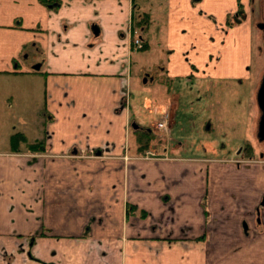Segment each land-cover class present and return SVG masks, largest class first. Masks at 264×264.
Segmentation results:
<instances>
[{
	"label": "crops",
	"instance_id": "1",
	"mask_svg": "<svg viewBox=\"0 0 264 264\" xmlns=\"http://www.w3.org/2000/svg\"><path fill=\"white\" fill-rule=\"evenodd\" d=\"M214 1L64 0L49 10L0 0V264H264V166L241 163L239 150L254 142L258 109L254 137L225 141L222 129L241 120L225 113L229 102L213 104L208 129L219 136L207 149L224 155L193 156L151 150L159 108L176 110L177 98L155 102V129L133 118L127 98L135 75L151 80L159 50L161 94L177 79L246 73L216 62L231 38H221L227 21L209 18ZM237 26L247 40L248 25ZM236 44L249 51V40ZM17 133L26 140L15 150Z\"/></svg>",
	"mask_w": 264,
	"mask_h": 264
},
{
	"label": "rangeland",
	"instance_id": "2",
	"mask_svg": "<svg viewBox=\"0 0 264 264\" xmlns=\"http://www.w3.org/2000/svg\"><path fill=\"white\" fill-rule=\"evenodd\" d=\"M263 3L264 0H225L224 5L220 6L219 0H215L213 6L211 2L208 4V7L213 12L212 15H209V18L216 24V28L219 27L223 21L224 23H226V21L229 23L225 25V36L221 38H225L229 33L231 44L228 50L225 49L224 56H222L223 58L218 56V52L220 53V51L217 49L215 57L218 60H216V62L221 60L225 63L238 62V64L242 66L241 69L245 70L246 73L237 77V79H233L228 83H218L212 78H193L191 84H188L185 80L177 79L169 89L170 92L161 94L159 93L162 91L160 81L164 79L159 75L160 72L158 69L160 66V58L164 55L161 53V50H159V52L155 51L149 56L150 60L147 69L148 73L151 74V80L148 84H141L140 75L134 74L135 77L133 81H135V85L130 92V96L128 95L127 98H129L131 103L133 118L143 127L154 128L153 126L156 125V122H159V119L153 114V109L160 99L167 98L171 101L173 98H177L179 101L176 110L175 106L172 105L170 108L166 107L170 115V132L156 130L157 128H154L156 132L154 133V140H152V151H158V149L164 150L167 148L172 151H183V154L193 156H200L202 153L206 154V152L211 153L207 148L209 145L212 146L213 144L210 143L208 136L214 139L219 136L216 132L212 134L208 129L212 123L211 106L222 101L224 103L229 102V106L227 109V105L225 106L224 110L226 112H224H229L230 118L239 117L241 124L238 129H222V132L226 130L229 132V135L224 139L220 137V140L227 141L228 139H236L234 141L238 142L240 140L242 141L244 135L247 137H254L252 125L254 124V117H256L257 114L256 92L257 88L260 86L261 78L264 73V43L262 40V33L257 27V23L263 19ZM226 9L235 10L233 12L230 11L228 14ZM204 11L202 5H200V15L204 13ZM221 11H223L224 14V16H222L224 19L222 20L220 19ZM218 17L220 22L218 21ZM240 24L248 25L246 26V30L248 31L247 38L249 36L247 40H245V35L237 34L235 31L236 28H238L237 25ZM221 32L223 33V31ZM242 38L244 40H241ZM248 40L250 41L249 51L247 48L243 47V45L240 46L236 44V42L243 43L245 41L246 45L248 44ZM245 51L247 54H245ZM244 54L247 61L243 59ZM236 103L240 104L237 109L234 108ZM127 104L128 100L125 99L123 105ZM174 113L175 124L172 127ZM225 116L226 115H224V117ZM179 143H182V145L180 146ZM217 143H219V140ZM217 143L216 147H218ZM134 146L136 147V143H134ZM257 146H259V144ZM242 147L243 144L239 150ZM263 152L264 145H261L257 148L258 156L256 155V157H261ZM217 153H220L221 156L224 155L222 152H214L211 154L217 155ZM260 230L264 232V226Z\"/></svg>",
	"mask_w": 264,
	"mask_h": 264
},
{
	"label": "flooded vegetation",
	"instance_id": "3",
	"mask_svg": "<svg viewBox=\"0 0 264 264\" xmlns=\"http://www.w3.org/2000/svg\"><path fill=\"white\" fill-rule=\"evenodd\" d=\"M264 5V3H263ZM262 14V11H261ZM257 27L260 30V32L262 33V40L264 43V11H263V19L262 21L257 23ZM263 78H264V73L263 76L261 78V83L260 86L258 88L257 91V109L259 112L258 115V119H257V123H256V132H255V144L256 146L259 144V146L255 147V145L249 140L248 142H246L245 145H243V147L241 148L240 152L242 153V158L243 160L241 161V163L243 164H250L252 162L254 163H261L264 166V152L261 154V157H259V159L256 157L257 155V148L260 147L261 145H264V109L261 108L260 106V102L258 101V95L263 83ZM256 153V154H255ZM258 156V155H257ZM255 159V160H254ZM240 163V162H239ZM263 206H261L260 208H258L256 214L258 217V222L261 223L262 221V216L264 215V196H263Z\"/></svg>",
	"mask_w": 264,
	"mask_h": 264
},
{
	"label": "trees",
	"instance_id": "4",
	"mask_svg": "<svg viewBox=\"0 0 264 264\" xmlns=\"http://www.w3.org/2000/svg\"><path fill=\"white\" fill-rule=\"evenodd\" d=\"M40 3L42 5H44L45 7H47L49 10H57L62 3L64 2V0H39ZM149 22V18L147 14H144L141 18H137L136 21L134 22V25L136 26V28L141 29L143 27H145V25H147ZM25 137L23 134L21 133H17L15 135H13L11 137V143H12V147L17 150L20 145L25 142ZM32 148L34 151L36 150H40L43 147V143H38L35 145H32Z\"/></svg>",
	"mask_w": 264,
	"mask_h": 264
},
{
	"label": "built area",
	"instance_id": "5",
	"mask_svg": "<svg viewBox=\"0 0 264 264\" xmlns=\"http://www.w3.org/2000/svg\"><path fill=\"white\" fill-rule=\"evenodd\" d=\"M134 44H135L136 48H141L142 47V41L140 39H138V38L135 40ZM160 109H161V112H160ZM166 109L167 108H164V107L159 108V112H160L159 114L162 115V117H161L160 122L158 123V128L161 129V130L163 129V130H165L167 132H170V125H169V117H170V115H169V113H168V111Z\"/></svg>",
	"mask_w": 264,
	"mask_h": 264
},
{
	"label": "water",
	"instance_id": "6",
	"mask_svg": "<svg viewBox=\"0 0 264 264\" xmlns=\"http://www.w3.org/2000/svg\"><path fill=\"white\" fill-rule=\"evenodd\" d=\"M95 34L98 35L99 34V29L97 27L94 28ZM258 101L260 102V106L262 109H264V78H263V83L258 95Z\"/></svg>",
	"mask_w": 264,
	"mask_h": 264
},
{
	"label": "bare ground",
	"instance_id": "7",
	"mask_svg": "<svg viewBox=\"0 0 264 264\" xmlns=\"http://www.w3.org/2000/svg\"><path fill=\"white\" fill-rule=\"evenodd\" d=\"M139 39L142 41L141 38H139ZM142 42H143V41H142ZM145 156L148 157V158H149V157H150V158H151V157H155V155H153V154H151V153H146Z\"/></svg>",
	"mask_w": 264,
	"mask_h": 264
}]
</instances>
